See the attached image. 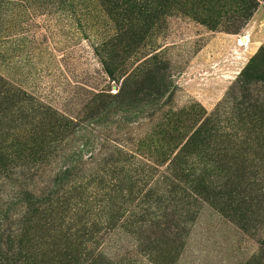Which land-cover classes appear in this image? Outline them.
<instances>
[{
  "label": "rangeland",
  "instance_id": "374dc122",
  "mask_svg": "<svg viewBox=\"0 0 264 264\" xmlns=\"http://www.w3.org/2000/svg\"><path fill=\"white\" fill-rule=\"evenodd\" d=\"M128 1H0V76L80 121L0 177V264H264V0ZM212 163L222 193L190 191ZM25 189L78 207L54 225Z\"/></svg>",
  "mask_w": 264,
  "mask_h": 264
},
{
  "label": "trees",
  "instance_id": "16d2710c",
  "mask_svg": "<svg viewBox=\"0 0 264 264\" xmlns=\"http://www.w3.org/2000/svg\"><path fill=\"white\" fill-rule=\"evenodd\" d=\"M1 1V0H0ZM162 0H147L148 8L155 3H161ZM0 2V8L2 7ZM132 1L129 0L126 5L131 6ZM144 0H141L140 5L134 4V10L142 15L147 12L143 6ZM121 37L109 39L102 46L104 59L112 60L117 55V42ZM106 71L110 77L115 76L112 67L103 62ZM79 119L68 117V114L55 109L52 106L41 104L34 95L22 87L9 82L6 78L0 76V177H9L17 170L19 173L32 171L35 167L42 165L46 159L54 156L56 151H60L66 141L74 134V129L78 126ZM209 133L202 134L196 132L190 141L183 147L189 149L198 147L203 136L208 138ZM73 167V165H72ZM214 168V169H213ZM216 167L212 164L201 170L199 178L194 182V187H191L192 192H203L206 195L214 193L220 195L225 189L221 185H215L211 180L205 179L207 174H213ZM70 169L66 168V173ZM186 179L188 174L182 173ZM69 176V174H65ZM180 180V179H179ZM185 192L183 189H179ZM23 202L27 204L29 211L35 214L45 215L50 214V220L57 226H63L66 221V213L73 211V208L78 207L72 204L71 192H66L64 195L53 196L46 199L43 203H35L34 194L29 190L22 191ZM92 199H95L91 197ZM97 201V200H96ZM92 200L91 208H99L100 205ZM73 202V201H72ZM37 206H43L41 209H36ZM26 224H31L32 220H26ZM26 241L25 235L19 240V244Z\"/></svg>",
  "mask_w": 264,
  "mask_h": 264
},
{
  "label": "water",
  "instance_id": "95a60500",
  "mask_svg": "<svg viewBox=\"0 0 264 264\" xmlns=\"http://www.w3.org/2000/svg\"><path fill=\"white\" fill-rule=\"evenodd\" d=\"M246 41V39L244 40V42Z\"/></svg>",
  "mask_w": 264,
  "mask_h": 264
}]
</instances>
